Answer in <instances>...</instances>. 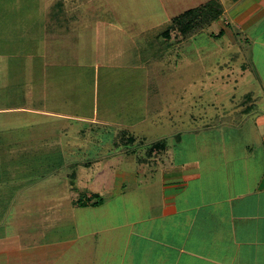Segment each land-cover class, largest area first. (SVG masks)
I'll use <instances>...</instances> for the list:
<instances>
[{"label":"crops","instance_id":"obj_1","mask_svg":"<svg viewBox=\"0 0 264 264\" xmlns=\"http://www.w3.org/2000/svg\"><path fill=\"white\" fill-rule=\"evenodd\" d=\"M140 1L144 12L137 11L133 0H0V264H264V169L260 166L261 177L255 188L249 183L253 173L250 169L246 173L250 178L238 191L232 193L225 187V195L232 193L234 197L225 198L221 204L218 201L219 206L211 208L210 203L197 207H190V202L176 203L175 197L187 187L186 182L199 177L188 166L170 180L164 178L159 203L154 204L157 213L147 203L148 213L132 222L124 219L116 224L122 226L118 228L125 236L121 234V249L113 246V260L109 253L112 245L107 250V237H99L101 225H86L87 229L82 230L72 208L61 200L63 193L52 194L53 201H46L47 136H55L48 142L56 147L53 151L62 150L63 155L73 152L70 146L76 148L79 139L83 150L88 145L96 150L107 145L106 157L130 154L124 148L115 149L123 145L122 135L126 139L134 137L138 144L147 139L140 127L135 128L136 122L120 125L116 132L117 122L108 105L99 115L93 93L83 112L84 81L90 80L94 87L104 66L115 70L117 66L146 64L142 50L157 44L156 36L170 26L171 19L210 0H149L157 5L153 9L160 12L159 20L150 19L146 15L147 0L145 4ZM217 1L223 8L222 16L228 18L226 27L220 26L223 36L238 34L235 38L244 47L240 44L244 51L240 61L248 60L245 52L250 54L249 64L243 66L251 65L261 87L258 92L248 91L238 97L232 94L227 113L245 115L244 109L250 105L249 114H261L259 118L263 119L261 64L255 63V53L247 45H259L261 50L262 46L257 38L247 36L246 29L264 15V0H232L227 7L223 0ZM125 14L127 19H121ZM148 32L153 33L151 38L146 36ZM173 46L155 48L161 51ZM247 95L251 99H246ZM139 108L137 112L145 115V109ZM142 119L145 121L146 116ZM256 121H252L253 143L247 141L245 153L241 149L238 158L232 152L233 161L251 158V154L264 161V124L257 126ZM156 129L163 131L159 126ZM257 143L261 156L253 153L252 145ZM100 156L93 153L75 162L100 163ZM156 161L157 156L155 165ZM139 164L143 170L147 165L142 161ZM251 164L245 168H256V162ZM129 168L123 178L134 179ZM71 186L67 201L72 207L88 208L76 204L79 197L72 194ZM82 194L90 197L99 193L85 189L78 195ZM205 206H209L206 211ZM67 222L74 225V232L68 235L62 228ZM47 234L54 238L47 240ZM110 238L114 241L113 234ZM100 239L105 243L100 244Z\"/></svg>","mask_w":264,"mask_h":264},{"label":"rangeland","instance_id":"obj_2","mask_svg":"<svg viewBox=\"0 0 264 264\" xmlns=\"http://www.w3.org/2000/svg\"><path fill=\"white\" fill-rule=\"evenodd\" d=\"M140 2L133 0L137 11L144 12L145 9ZM231 2L232 0H223L224 7ZM146 5V15L151 16L150 19L159 20L160 12L153 9V7L157 8L155 2L153 1L152 4L147 0ZM122 12L127 13L125 10ZM121 19L126 20L127 15H123ZM234 20L230 19L231 24L236 26ZM218 21L196 33L189 40L174 45L168 50H161L155 57L151 56L149 49L142 50V57L145 54L147 61L146 64L141 62L140 67L135 64L127 66L123 63L125 66H117L113 70L104 66L99 70L94 87L90 80L84 81L83 112L88 109L86 102L93 93L94 100L99 104V115L102 114L101 108L108 105L109 112L113 114L111 116L117 122L116 132L120 130L117 129L120 125L138 123L134 124L135 128L140 127L141 135H146V146L136 147L135 150L130 146V151H134L133 153L129 151L131 155L106 157L104 154L107 153L105 152L108 150L107 145L99 146L100 150L88 145L83 150L78 139L79 145L77 144L76 148L70 146L73 152L66 151L63 155L62 150L53 151L56 147H52L53 142H48L56 139L55 136L46 137V149L49 150L46 152V201L52 200V194L63 193L61 200L66 207L72 208L82 230L87 229L86 225H101L99 237L101 236L102 240L107 237V250L111 249L112 245L109 252L113 256L112 260L116 258L113 246L121 249V240H123V236L121 237L123 231L118 228L122 226L116 224L124 219L129 222L137 220L142 213H148L149 203L151 211L157 213L154 204L159 203L163 179L167 177V180H170L169 177L180 174L182 167L188 166L190 172L199 175L187 181V187L175 197L177 204L190 202V207H197L203 203L205 205L210 203V208L218 207L219 204L224 203L225 198L234 197L232 193L244 186L246 178H250V175H246L250 169L253 173L249 183L253 188L257 179L261 177L259 166L264 169V161L255 159L251 154L256 162V168L246 169L245 166L249 163H255L252 157L233 161L235 155L231 153H237V158L241 149L245 153L244 146L247 141L249 144L254 140L252 121L257 119L256 125H263L264 118H259L263 115L254 114L255 112L249 115L227 113L233 100L230 98L232 94L238 97L248 91L258 92L261 87L255 81L252 69L243 66L244 63L249 64V53L245 52V58L248 60L244 63L240 61L244 47L241 41H237L236 35L221 38L213 36L218 34L220 26L226 27L225 22H228V18L222 16ZM251 26L246 29L247 36L257 38L262 50L259 45L247 46L251 48L252 53H255V63L261 64L258 67L264 78V15L258 17L256 24ZM146 36L151 38L153 33L148 32ZM139 107L145 109V115L137 112L140 110ZM260 110L262 109H258ZM144 116H146L145 121L142 119ZM157 126L163 131H157ZM204 126H206L205 130H203ZM163 133H166L162 137L166 142V148L157 154L155 165L154 158L146 157L145 149L148 144L162 139L159 136ZM170 133L172 137H166ZM261 133H264V130ZM252 146L253 153L261 156L259 153L261 147L258 143ZM78 147L80 150L77 151ZM119 147L117 145L115 149L118 151ZM249 148L250 145L246 150ZM93 153L97 155L100 153L103 156L99 158L102 162H75L92 157ZM140 158L147 162L144 170L141 164L138 165ZM37 160L38 156L36 165L39 164ZM128 168L133 173L131 176L134 179L123 178ZM69 184H72L69 187L72 194L75 193L78 197L81 196L78 195L80 191L83 190L85 193V189L98 192L104 204L99 208L72 207L71 202L65 197ZM225 187L229 188L231 195H225ZM122 193H125L123 194L125 196H122ZM37 197L40 195H36ZM218 201L221 202L218 204ZM73 202L74 200L72 204ZM220 207L223 208L224 205ZM208 208L209 206H205L204 211ZM62 228L66 235L74 232V225L69 222ZM112 234L114 241L112 238L109 239ZM51 238L54 236L47 234L46 239ZM104 243V241L100 242V244ZM117 261L120 262L118 259Z\"/></svg>","mask_w":264,"mask_h":264},{"label":"trees","instance_id":"obj_3","mask_svg":"<svg viewBox=\"0 0 264 264\" xmlns=\"http://www.w3.org/2000/svg\"><path fill=\"white\" fill-rule=\"evenodd\" d=\"M222 12L223 10L221 4L217 0H210L194 9L185 11L172 18L170 26L156 36L157 44H153L149 49L151 51V56L155 57L159 53L160 50L156 49V46H158V48L165 49L171 45H179L186 40H189L196 33L217 22L220 19ZM235 35L236 37L238 36V34ZM213 36L215 38H221L223 36V31L219 30L218 34H213ZM153 49H155V51H153ZM249 66L251 67V65ZM246 99H251L250 95H247ZM244 111L245 115H248L249 111H251V106L248 105ZM122 138L123 140H121V143L123 145H121L119 149L124 148L127 151H130V146L133 149L136 147L139 148L141 146H146L145 140L139 141L140 143L138 144L137 139L134 137H132V139H126L122 135ZM165 148L166 142H164L163 139L150 143L145 149L147 153L146 157L155 159L157 154L164 151ZM139 161L147 163L144 159H139ZM84 195L85 194H82L76 202L79 207H96L103 202L96 194H93L90 197Z\"/></svg>","mask_w":264,"mask_h":264}]
</instances>
